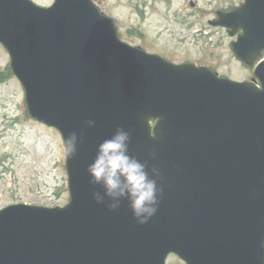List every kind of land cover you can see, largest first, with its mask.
<instances>
[{"label": "water", "instance_id": "obj_1", "mask_svg": "<svg viewBox=\"0 0 264 264\" xmlns=\"http://www.w3.org/2000/svg\"><path fill=\"white\" fill-rule=\"evenodd\" d=\"M220 19L231 36L243 31L232 51L254 68L264 0ZM0 43L31 118L65 148L69 133L82 138L74 156L66 148L67 205L0 210V264H166L171 254L185 264H264V61L242 83L169 63L120 41L91 0H0ZM117 127L130 131V153L160 172L159 207L144 225L126 200L110 211L92 197L103 190L88 165Z\"/></svg>", "mask_w": 264, "mask_h": 264}, {"label": "rangeland", "instance_id": "obj_2", "mask_svg": "<svg viewBox=\"0 0 264 264\" xmlns=\"http://www.w3.org/2000/svg\"><path fill=\"white\" fill-rule=\"evenodd\" d=\"M32 1L42 7L54 2ZM93 1L110 17L126 43L162 54L174 63H211L233 79L249 76L236 62L225 33L222 38L216 32L212 39L195 38L189 29V23L206 24L213 17L209 11L212 0H197L199 8L206 10L204 14L192 11L187 0ZM9 68L10 56L0 43V209L11 204L64 206L69 202V191L62 139L56 130L30 117L24 89ZM167 264L182 261L171 255Z\"/></svg>", "mask_w": 264, "mask_h": 264}, {"label": "clouds", "instance_id": "obj_3", "mask_svg": "<svg viewBox=\"0 0 264 264\" xmlns=\"http://www.w3.org/2000/svg\"><path fill=\"white\" fill-rule=\"evenodd\" d=\"M86 125L93 127L94 120H87ZM82 142L76 132H71L65 139L67 152L74 156L77 145ZM131 133L123 127L102 140L96 149L92 163L88 165L89 183L100 186L103 190L93 191L92 197L97 204H104L116 211L121 202L126 200L133 218L140 225L146 224L155 215L159 207L162 188L158 186L160 172L157 168H148L147 161H141L129 151ZM154 156L155 153H150Z\"/></svg>", "mask_w": 264, "mask_h": 264}, {"label": "flooded vegetation", "instance_id": "obj_4", "mask_svg": "<svg viewBox=\"0 0 264 264\" xmlns=\"http://www.w3.org/2000/svg\"><path fill=\"white\" fill-rule=\"evenodd\" d=\"M187 2H188V5L191 7L192 11H196L197 10L198 12H200L202 14L206 13V10L204 11L202 8H199V2L197 0H187ZM243 2H244V0H238V1L237 0H212L210 2V4H209V11H210L211 14H213V17L210 20H207L206 24L201 23L199 21H196V22H193V23H189L188 24L190 26L189 29L193 30L195 38L204 37V38H207V39L208 38L212 39V37L215 36V32H216L217 37L222 38L223 33H225V35L229 39V47L231 49L232 43L238 40L239 36L243 34V31L242 30H238V32L234 35V37H231L230 34H229V30L230 29L222 24L219 15L220 14L232 13L236 8L241 6L243 4ZM217 22L220 25H215ZM231 30H234V29H231ZM138 36H140V38H142L144 36V34H139ZM190 36H193V34H191ZM128 44H130L132 46H136L138 48H142L139 45H133L131 43H128ZM142 49L145 50L144 48H142ZM146 52H148V51H146ZM149 53H153V52H149ZM153 54H157V53H153ZM159 55L162 56V54H159ZM162 57H164V56H162ZM262 60H264V50L261 52L260 61H257L254 64V67L257 64H259V62H261ZM185 62H193V61L188 60V61H185ZM236 62L240 64L239 61H236ZM193 63H195V61ZM195 64L197 66L203 65V66H206V67L210 68L216 75H218L220 77L230 78L226 74L220 73L218 68L216 66H214L213 64H211V63L197 62ZM243 68H245V67H243ZM245 69L249 73L248 77H246L244 79H239V80L238 79H233V78H230V79H233V80L238 81V82H244V81L252 80L254 69H247V68H245ZM165 172L166 173H172L173 171H165Z\"/></svg>", "mask_w": 264, "mask_h": 264}]
</instances>
